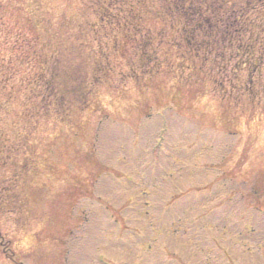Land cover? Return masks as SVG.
<instances>
[{"label":"rangeland","instance_id":"1","mask_svg":"<svg viewBox=\"0 0 264 264\" xmlns=\"http://www.w3.org/2000/svg\"><path fill=\"white\" fill-rule=\"evenodd\" d=\"M108 1L0 0V264H264V0Z\"/></svg>","mask_w":264,"mask_h":264},{"label":"trees","instance_id":"2","mask_svg":"<svg viewBox=\"0 0 264 264\" xmlns=\"http://www.w3.org/2000/svg\"><path fill=\"white\" fill-rule=\"evenodd\" d=\"M198 1L199 0H176V3H177L176 6H177V10H178L179 15L183 18L184 23L187 25V33L188 34L186 37H184V39L186 41L185 46L188 48V51H189V59L199 58V59H202L204 61V60L208 59V54L211 51L212 52L214 51V45H212L209 41H203L202 38L204 36L203 37H197L195 34L198 32H202L204 26L213 27V25L211 23H208V16L202 8L194 7L192 10L190 9L192 3L196 2V4L200 5L201 3H199ZM201 1H203V0H201ZM235 1L236 0H233L231 3H234ZM109 3H110V0L106 4L107 7L109 6ZM228 3H229V1H228ZM188 4L190 6L187 9L186 5H188ZM101 14H102L103 18H107L106 21H110L112 19L111 22H114L117 20L116 15H112L111 12H108V11L106 12V10L102 11ZM257 18H259V17L256 16V19ZM253 20H255V19H253ZM261 22L262 21H260V22L256 21V24L261 23ZM254 25H255V22L252 21L251 25H250V27H248V29L253 28ZM248 47H247V49H248ZM245 56L248 57V62H249V71H248L249 76L247 77V79L251 80L249 82L251 85H253L252 80L255 82L254 73L256 74L258 72L259 64L261 63V60H263V59H261V57L256 58L253 55L248 54V53ZM182 60H184L183 55H182ZM259 69H260V67H259ZM217 71L218 70H216L214 74H216ZM258 74H261V72L259 71ZM65 75H66V77H62V79H61L62 82L55 85V86L51 85V84L49 85L45 79H42V78H44L43 74H41V76H39V77H41V80H43L45 83V85L43 86V88H44L43 92L46 93L44 104H46L47 101L51 100V98H53V99L55 98V99L59 100L60 102L65 101V99H67L69 102H67V101L64 103L62 102L63 105H62L61 110H63V112L65 113V114H63L64 116H66V115L70 116L71 109L73 106V100H74L73 97H76L78 94H81L83 96L85 93L81 87L79 88V86H82L81 81H83V80L81 77H79L78 72H76V71L70 72V73L68 72V73H65ZM155 76H156V74L154 71L153 73H151L149 75L148 81H152ZM258 83L259 82H257V84ZM3 88L4 87L0 88V90H2ZM248 90H250V88H248ZM251 90H253V88H251ZM43 96H44V94L37 95V98L34 100L35 102L33 103L34 109H37V112H39V113H41V111L43 112V110L47 109V108H45L43 110H40V106H41L40 105L41 104L40 98L42 99ZM222 96H223V94H222ZM78 97H80V96L78 95ZM84 100L85 99L81 100V102H83ZM83 103H85V102H83ZM59 105H60V103H59ZM82 105L85 106L86 104H82ZM46 106H47V104H46ZM2 142L4 145L5 144L7 145L8 139L4 138ZM6 151H7V147H6L5 152ZM10 151H15V150L13 148H10L9 152ZM6 153L7 154H5V156H3V159L7 158L10 154H12V153H8V152H6ZM27 156H29V154L26 153L24 159L20 162V166H18L19 164H17V161L16 162L14 161V160H16V158H14L13 161L17 166L13 162L9 161L11 164L10 166L17 167L20 171H23V173L24 172L26 173L27 169H26L25 165L29 164L28 163L29 159L26 161V164L23 163V161L25 160V158ZM23 168L26 170L25 171L22 170ZM28 168H30V167H28ZM36 169H37V166H36ZM28 171L29 170H27V172ZM29 185H30V183H28V187H29Z\"/></svg>","mask_w":264,"mask_h":264}]
</instances>
